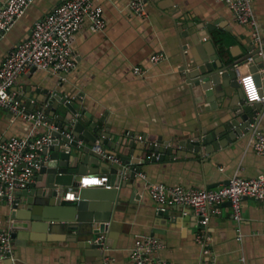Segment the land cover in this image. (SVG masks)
<instances>
[{
  "label": "crops",
  "instance_id": "0c3cea01",
  "mask_svg": "<svg viewBox=\"0 0 264 264\" xmlns=\"http://www.w3.org/2000/svg\"><path fill=\"white\" fill-rule=\"evenodd\" d=\"M6 1L0 0V7ZM65 1L37 0L0 41V64L28 39L37 21ZM131 1H95L103 10L106 28L96 31L90 22H85L72 37L77 67L65 83L60 84L58 76L46 71L29 70L17 80L13 92L19 93L29 111L36 112L45 91L80 95V112L98 118L108 113L112 134H119L125 142H138L142 148L160 139L166 143L165 149L177 146L198 134L200 126L209 131H224L234 118L233 99L197 103L190 90L182 86L180 69L184 57L189 63L188 56L200 58L204 46L212 51V35L224 37L229 56L241 58L250 49L252 29L238 24L221 0H145L147 17L132 14ZM253 8L264 40V0H253ZM213 44L218 47L216 42ZM161 53L167 59L154 64L152 56ZM262 57L264 64V54ZM253 65L240 66V76L252 72ZM136 67L145 73L135 75ZM31 126L24 120L14 121L0 109V142L25 137ZM260 128L264 131V111ZM223 141L220 150L198 158H193L188 149L175 148L181 156L143 164L134 183H130V175H125L122 181L127 187L122 189V209L115 213L109 231L103 234L108 249L105 256L100 250H89L90 254L84 255L80 249L81 235L73 238L63 228L45 232L33 229L22 206L24 214L12 219V208L0 201V231L15 235L14 259L0 260V264H134L130 260L131 249L138 240L151 237L166 246L157 258L174 264H204L202 247L196 241L201 231L197 216L191 209L178 206L165 210L167 216L159 215L148 186L216 189L235 174L245 179L264 175V156L252 151L247 134ZM36 184L39 185L38 181ZM219 211L207 227L216 264H264V203L245 199L240 223L233 219L229 203L221 205ZM106 257L114 261L107 263Z\"/></svg>",
  "mask_w": 264,
  "mask_h": 264
},
{
  "label": "built area",
  "instance_id": "2783aa9c",
  "mask_svg": "<svg viewBox=\"0 0 264 264\" xmlns=\"http://www.w3.org/2000/svg\"><path fill=\"white\" fill-rule=\"evenodd\" d=\"M36 1L7 0L0 7V41L13 30ZM95 1L66 0L56 6L44 19L33 25L28 39L16 46L0 64V109L7 111L14 121L24 120L32 125L25 137H12L0 142V201L11 208L17 205L18 193L32 188L37 182L40 170L49 163L50 155L46 152L51 146L52 132L57 130L44 113L29 111L21 101L19 93L13 92V88L17 80L32 69L58 76L60 84L68 80L77 67L72 37L85 22H90L96 31L106 28L103 10L95 5ZM221 1L232 11L238 24L252 29V41L260 47V55L263 56L264 40L253 8V0ZM129 7L132 14L147 17L145 0H132ZM166 59V55L161 53L153 55L151 61L158 64ZM252 63L253 60L249 59L246 64L250 66ZM133 73L141 76L145 71L136 67ZM258 74L264 79V68L260 69ZM239 84L247 105L258 103L264 107L263 86L258 84L256 73L248 72L240 76ZM261 111L250 124L247 135L252 151L264 156V131L260 128L264 109ZM93 151L104 160L117 162L116 157L106 153L99 142L93 147ZM140 176L146 179L145 175ZM108 182L106 175L84 176L77 186L65 194L63 200L78 201L80 190L87 187L111 189L112 186ZM148 193L158 212L176 206L192 210L199 218L201 226L196 241L202 247L204 264H216L211 238L207 232L211 218L220 213L221 205L229 203L233 210V219L237 223L242 222L245 199L264 203V175L245 179L235 174L228 184L216 189H187L182 186L149 184ZM94 243L102 244L104 252H107L106 237L103 234L98 235ZM165 248V244L154 237L138 240L130 251V260L134 264H174L156 257ZM14 255L12 233L0 231V260H13ZM105 260L107 263L114 261L107 257Z\"/></svg>",
  "mask_w": 264,
  "mask_h": 264
},
{
  "label": "water",
  "instance_id": "95a60500",
  "mask_svg": "<svg viewBox=\"0 0 264 264\" xmlns=\"http://www.w3.org/2000/svg\"><path fill=\"white\" fill-rule=\"evenodd\" d=\"M207 29L212 30L210 26ZM209 39L212 51L204 46L200 58L188 56L189 63L184 57L180 76L182 86L190 90L197 103L215 104L225 98L233 99L234 118L224 131H209L200 126L198 134L178 142L177 146L165 149L166 143L160 139L142 148L138 142H125L119 134H112L108 113L98 118L86 111L80 112L82 96L72 97L71 93L60 90L45 91L43 98L38 100L39 112L44 113L50 123L57 127L52 132L51 146L46 152L50 155V161L38 173L39 185L35 184L29 190L18 193L17 205L12 208V219L19 218L24 214L21 210L26 209L33 229L45 232L63 228L73 238L81 235L80 249L84 255H89V250H100L105 256L104 246L94 241L98 235L109 231L115 213L122 209V189L127 187L122 181L125 175H130V183H134L143 164L181 156L179 152L175 153V148L190 150L193 158L209 156L224 147V138L231 141L247 134L250 124L263 107L258 103L252 106L245 103L239 84V67L252 59V65L255 64L251 71L258 73L264 67L261 49L252 41L246 54L235 59L229 56L224 37L212 35ZM213 41L217 43V48ZM256 79L260 87L264 86L260 74ZM129 135L132 136V133ZM98 142L106 153L116 157V163L104 160L93 151ZM141 150L143 153H140ZM88 175L108 176L111 189L83 188L78 201H64L65 194ZM159 215L167 216L168 212L161 211Z\"/></svg>",
  "mask_w": 264,
  "mask_h": 264
}]
</instances>
